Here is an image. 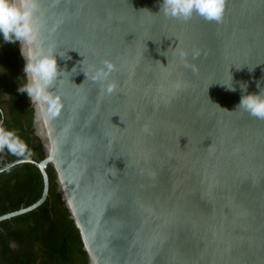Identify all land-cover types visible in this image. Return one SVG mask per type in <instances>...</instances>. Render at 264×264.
Instances as JSON below:
<instances>
[{
  "label": "water",
  "instance_id": "water-1",
  "mask_svg": "<svg viewBox=\"0 0 264 264\" xmlns=\"http://www.w3.org/2000/svg\"><path fill=\"white\" fill-rule=\"evenodd\" d=\"M161 3L38 0L40 42L70 58L48 96L25 92L43 158L0 173L33 165L41 193L0 222L45 202L50 168L87 264H264V120L237 110L241 83L264 87V0H227L220 23ZM106 59L111 95L81 70Z\"/></svg>",
  "mask_w": 264,
  "mask_h": 264
},
{
  "label": "trees",
  "instance_id": "trees-1",
  "mask_svg": "<svg viewBox=\"0 0 264 264\" xmlns=\"http://www.w3.org/2000/svg\"><path fill=\"white\" fill-rule=\"evenodd\" d=\"M16 43L0 37V167L18 159L39 161L42 147L33 136L32 111ZM48 196L36 210L0 222V264H87L68 212L56 193L50 168ZM42 180L30 164L0 173V215L37 200Z\"/></svg>",
  "mask_w": 264,
  "mask_h": 264
},
{
  "label": "clouds",
  "instance_id": "clouds-1",
  "mask_svg": "<svg viewBox=\"0 0 264 264\" xmlns=\"http://www.w3.org/2000/svg\"><path fill=\"white\" fill-rule=\"evenodd\" d=\"M226 3L227 0H162L159 13L183 22L199 16L206 21L220 23L224 18ZM37 10L38 0H0V37L5 43L19 42L21 45V54L26 61L23 69L26 83L20 86L19 90L27 92L32 102L48 96L49 90L67 72L60 68L57 56L70 58L66 54L58 53L55 45L45 48L40 42V20L36 15ZM187 55L186 52L180 53L185 67H191L196 71L195 65L187 62ZM192 56L195 59L199 56V52H193ZM252 69L249 68L250 71ZM81 70L87 79L100 84L102 93L111 95L117 90L116 82L109 79L111 73L116 70L113 62L107 59L102 61V66L94 69L91 76L83 68ZM76 72L77 68L73 67L71 73ZM226 86L230 91L236 90L233 83ZM240 86L244 94L241 96L237 110L243 109L250 116L264 120V87L258 82L259 92L247 93V84L241 83ZM142 130L149 133L150 125L146 123Z\"/></svg>",
  "mask_w": 264,
  "mask_h": 264
}]
</instances>
